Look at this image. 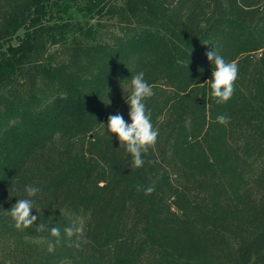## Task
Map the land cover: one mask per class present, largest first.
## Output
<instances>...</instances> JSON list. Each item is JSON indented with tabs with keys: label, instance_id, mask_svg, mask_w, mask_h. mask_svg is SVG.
Here are the masks:
<instances>
[{
	"label": "trees",
	"instance_id": "16d2710c",
	"mask_svg": "<svg viewBox=\"0 0 264 264\" xmlns=\"http://www.w3.org/2000/svg\"><path fill=\"white\" fill-rule=\"evenodd\" d=\"M211 49L239 70L223 104ZM141 71L158 137L133 168L100 126ZM1 195L38 216L0 220L15 264H264V0H0Z\"/></svg>",
	"mask_w": 264,
	"mask_h": 264
},
{
	"label": "clouds",
	"instance_id": "9594fccd",
	"mask_svg": "<svg viewBox=\"0 0 264 264\" xmlns=\"http://www.w3.org/2000/svg\"><path fill=\"white\" fill-rule=\"evenodd\" d=\"M206 58L214 65L211 79L207 80L210 86V95L217 104H223L230 100L235 91V81L238 78V66L235 62H226L223 56L211 49L206 52ZM144 72H139L131 78V93L126 99L128 105V116L130 123L117 113L107 118L106 132L115 134L120 145L125 146L126 152L132 157V167L140 168L144 164L143 154L156 144L158 130L153 128L150 112L146 108L145 100L154 95L153 89L144 78ZM110 103V101H108ZM217 122L227 126L230 118L226 115L217 116ZM104 126V125H103ZM105 127V126H104ZM19 192V190H17ZM28 197L35 196L40 189L28 186L24 189ZM154 191L153 187L145 189V194ZM33 200L29 198L16 199V203L8 210L14 226L18 230L27 229L37 220V215H32ZM37 231H49L55 238L56 243L61 242V231L59 227L48 224L36 225ZM79 227L65 228V234L71 238L79 233Z\"/></svg>",
	"mask_w": 264,
	"mask_h": 264
},
{
	"label": "rangeland",
	"instance_id": "374dc122",
	"mask_svg": "<svg viewBox=\"0 0 264 264\" xmlns=\"http://www.w3.org/2000/svg\"><path fill=\"white\" fill-rule=\"evenodd\" d=\"M90 21H92V19ZM108 31H109V29H105L106 34L108 33ZM65 45H66V41L65 42H58L57 44H53L49 47L50 48L49 50H50V52H52L54 59H57V58L59 59L62 56H64V54L59 53L58 51L63 52ZM17 87H21V86L18 85ZM130 93H131V84H127V85L121 87L118 91H116L111 96V99H110L111 105H112V114L111 115L119 113L124 117L125 121H127L129 116H128V105L126 103V99L130 95ZM103 125L100 126L101 130L104 133H107L105 130L107 123H105ZM15 203L16 202H9L6 199L5 195L0 196V220H3L5 217H10L8 210ZM83 219H84L83 216L77 217V224L79 227L81 226ZM25 239L32 242L36 246H41V245H45L46 247L50 246L48 243H46V241L42 237H27ZM4 244H6V243L4 242V240L0 236V264H15L17 258H19L23 253L20 252L18 249H14V248L10 249V248L4 246Z\"/></svg>",
	"mask_w": 264,
	"mask_h": 264
}]
</instances>
